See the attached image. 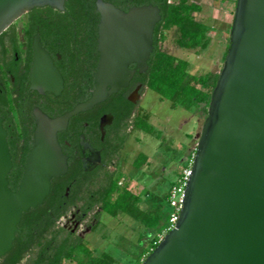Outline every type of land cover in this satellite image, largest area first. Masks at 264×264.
<instances>
[{"label":"water","instance_id":"water-1","mask_svg":"<svg viewBox=\"0 0 264 264\" xmlns=\"http://www.w3.org/2000/svg\"><path fill=\"white\" fill-rule=\"evenodd\" d=\"M65 0H0V35L35 7L64 10ZM98 59L89 96L57 117L34 108L35 127L16 190L0 117V256L11 247L28 209L40 205L51 180L67 170L57 132L68 120L129 85L144 72L160 20L157 5L127 10L95 0ZM30 88L55 95L63 78L40 41L32 38ZM134 64V68L129 66ZM185 186L182 208L140 264H264V0H236L229 47L211 92Z\"/></svg>","mask_w":264,"mask_h":264},{"label":"trees","instance_id":"trees-1","mask_svg":"<svg viewBox=\"0 0 264 264\" xmlns=\"http://www.w3.org/2000/svg\"><path fill=\"white\" fill-rule=\"evenodd\" d=\"M113 3L120 9L127 10L133 5L154 4L160 11V20L156 23L153 31V48L147 60V69L144 73L136 74L135 80H140L147 89L157 93L161 99L170 102L172 107H180L187 111L202 110L206 116L211 92L216 84L218 74L206 72L204 74H193L189 71L190 63L187 59L177 57L159 46L160 40L164 38L166 30L174 29L175 43L180 48L204 50L208 47L211 39L208 33L212 27L203 21L197 20L194 13L201 11V5L196 0H104ZM236 2V0H235ZM235 4V3H234ZM21 19L22 36L27 42H31L32 36L38 32L43 46L51 53H62L68 39H78L86 43L93 51L96 44L97 24L99 14L95 8V0H65L64 10L60 11L49 6L35 7L23 14ZM12 23L1 35L3 38L8 33L16 36L17 30ZM231 26V24H230ZM230 30V27H229ZM83 46V44H82ZM229 47V35L222 59L225 58ZM93 53L94 60L98 58L97 52ZM30 59V54L28 56ZM66 76V87L62 92L66 108L75 103L83 101L89 95L92 75H74L68 84ZM83 79L88 84L83 83ZM25 83V81H23ZM81 86L79 91L74 88ZM25 92L22 84L18 91L21 99ZM125 89L111 96L114 121L123 127L129 124L134 109V104L126 99ZM13 107L8 93L0 90V116L3 117V127L7 131V144L10 154H16L9 171L8 185L11 190H16L21 178L27 152L32 147L31 131L20 133L12 115ZM149 112L141 108L133 116L132 126L144 132H152L153 127L148 122ZM20 139L23 141L20 142ZM124 137L119 136L113 151L122 144ZM147 156L139 153L132 162L135 168H141ZM121 174L116 173L112 177L108 175L106 183L97 190L90 191L88 207L99 205L103 213L112 217L125 215L131 217L139 225V234L135 240L136 250L127 252L129 264H140L143 257L147 256L157 245L158 234L167 225L171 207L168 204V192L162 197L159 204H150L146 208L140 205L143 199L134 194L125 186L118 184ZM175 180V179H174ZM173 181H169V188ZM64 186L59 184L55 189L54 201L52 196L43 204L28 209L21 216L18 227L20 233H16L12 247L2 256L0 264H17L25 260L23 264H64V260L75 261L78 264H124L126 260H117L106 251L93 255V251L78 237L69 232L55 228V220L64 211H57L59 204L64 200ZM47 204V205H46ZM50 211L54 216L50 215ZM55 211V212H54ZM42 215V216H41ZM145 238V239H144ZM37 248L36 251H34ZM29 254L33 258L26 259ZM126 264V263H125Z\"/></svg>","mask_w":264,"mask_h":264},{"label":"rangeland","instance_id":"rangeland-1","mask_svg":"<svg viewBox=\"0 0 264 264\" xmlns=\"http://www.w3.org/2000/svg\"><path fill=\"white\" fill-rule=\"evenodd\" d=\"M196 2L202 9L194 13V17L212 27L208 33L211 39L208 47L199 51L180 48L175 43L176 34L173 28L165 31L159 46L161 50L187 59L190 63L189 71L193 74L219 73L235 0ZM20 20L14 21L17 31L21 30ZM140 108L149 112L148 122L153 127L152 132H144L132 126L133 116ZM203 121L202 110L187 111L172 107L169 101L161 99L157 93L144 87L137 98L129 124L120 132V136L124 137L122 144L106 170L99 173L91 189L97 190L106 183V172H115L121 174L118 179L120 186L127 187L144 200L140 205L142 208L161 203L162 197L169 191V181H173L188 166L195 152ZM139 153L145 154L147 159L141 168H135L132 162ZM92 210L98 215L93 220L95 226L84 231V243L93 251L94 256L106 251L117 260H126L127 252L136 250L134 243L139 234L138 223L129 216L119 214L112 217L103 213L99 205H95ZM36 250L37 248L34 251ZM31 258L33 256L29 254L26 259ZM126 261L123 263L129 264ZM64 264L78 263L65 259Z\"/></svg>","mask_w":264,"mask_h":264},{"label":"flooded vegetation","instance_id":"flooded-vegetation-1","mask_svg":"<svg viewBox=\"0 0 264 264\" xmlns=\"http://www.w3.org/2000/svg\"><path fill=\"white\" fill-rule=\"evenodd\" d=\"M64 45L66 46L62 53L56 52L53 55L42 43L63 78V89L60 94L55 95L47 91L39 93L37 90L30 88L29 73L32 64V39L30 43L27 42L22 36L21 30L17 31L16 36H13L10 32L0 38V90L3 94L8 93L10 95L13 107L12 115L18 131L20 133L31 131V143L35 127L34 108L40 109L49 117H57L76 104L66 108L68 105L62 95L66 87V76L69 77V84L74 75L82 74L85 77L90 74L92 78L89 83L92 86L89 88V94L94 88L93 73L98 58L94 60L93 66L92 52H97L96 44L92 52L86 43H81L75 38L68 39ZM29 54L30 59L28 58ZM129 67L133 69L135 66L131 64ZM137 73L139 72H134L129 85L124 88L126 99L134 104V108L142 89L146 87L140 80H135ZM22 84L25 85V92L19 100L17 99L19 96L18 91ZM81 84H88V81L83 79ZM81 86H76L74 90L79 91ZM113 94L89 110L72 116L68 120L66 128L57 132V140L62 152L67 156V170L63 175L51 180L50 192L43 202L48 196H52V200L49 201L52 203L56 187H59V184H65L64 200L59 204L57 210L65 211L55 220V228L69 232L72 236L81 240H83L84 231H89L95 226L93 220L98 215L97 212L92 210L95 205L88 207L91 202L90 191H93L91 185L95 184L99 173L104 172L107 165L111 162L117 151H113V148L117 144L120 132L124 128L120 123L118 124L114 121L113 101L111 99ZM21 141L23 140L20 139ZM10 155L13 164V158L16 154L13 155L11 153ZM105 174L113 177L115 172H106ZM47 209H49L50 215L54 216V213L50 211L51 207ZM17 264H23V262Z\"/></svg>","mask_w":264,"mask_h":264},{"label":"built area","instance_id":"built-area-1","mask_svg":"<svg viewBox=\"0 0 264 264\" xmlns=\"http://www.w3.org/2000/svg\"><path fill=\"white\" fill-rule=\"evenodd\" d=\"M193 156L194 154H192L188 166L184 168L182 172H179L176 175L174 182L169 188L168 204L171 207V212L168 217L166 227L163 229V231L160 234H158L157 242H159L162 239L164 233L168 232L170 229L174 227L175 223L178 220L179 212L182 208L185 186L187 184L191 171L190 169L192 165Z\"/></svg>","mask_w":264,"mask_h":264},{"label":"crops","instance_id":"crops-1","mask_svg":"<svg viewBox=\"0 0 264 264\" xmlns=\"http://www.w3.org/2000/svg\"><path fill=\"white\" fill-rule=\"evenodd\" d=\"M138 195V194H137ZM142 202H144V200L142 201ZM138 225V224H137Z\"/></svg>","mask_w":264,"mask_h":264}]
</instances>
